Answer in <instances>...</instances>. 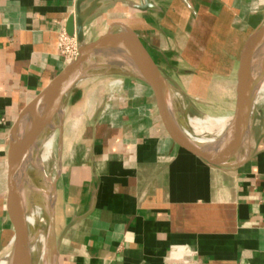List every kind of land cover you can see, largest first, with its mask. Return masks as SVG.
Here are the masks:
<instances>
[{"label": "crops", "instance_id": "1", "mask_svg": "<svg viewBox=\"0 0 264 264\" xmlns=\"http://www.w3.org/2000/svg\"><path fill=\"white\" fill-rule=\"evenodd\" d=\"M76 1L0 0V261L12 236L1 186L8 132L66 65L58 36ZM143 1L122 0L96 14L84 26L86 40L108 22L125 23L188 97L175 92L188 109L208 106L190 96L201 89L230 94L227 113L208 116L226 123L240 52L264 22V0H149L151 8L134 7ZM127 77L119 83L101 77L88 89L78 82L69 93L54 206L55 264H264V91L256 98L251 138L231 157L241 163L220 168L173 144L149 91ZM186 77L189 86L181 81ZM17 212L25 214L21 201Z\"/></svg>", "mask_w": 264, "mask_h": 264}, {"label": "water", "instance_id": "2", "mask_svg": "<svg viewBox=\"0 0 264 264\" xmlns=\"http://www.w3.org/2000/svg\"><path fill=\"white\" fill-rule=\"evenodd\" d=\"M122 0H77L74 14L67 20L66 32L77 42V56L67 63L17 114L8 132V149L5 172L2 178L4 207L12 236L8 242L9 251L5 264H55L57 239L54 227V206L57 181L61 171L63 145V122L65 106L72 88L81 80L112 73L100 72L82 74L86 67H103L124 58L149 91L157 116L163 123L169 138L177 147L187 151L210 166L231 168L241 162L231 157L240 148L241 141L250 135L259 88L264 84V22L248 37L240 52L236 72L234 110L223 129L202 145L189 146L186 140L172 133L167 127L177 119L173 110L175 92L186 100L188 97L172 85L161 73L142 39L125 23L114 20L104 25L95 39L86 40L85 24L96 14ZM144 11L151 8L149 0L134 6ZM114 73V72H113ZM123 74V73H122ZM129 76V75H128ZM174 102V103H173ZM28 120L31 131L30 152L26 154L34 163L28 186L25 216L18 215L16 186L11 179L14 167L24 156L19 139L23 133L22 123ZM179 123V122H178ZM171 124V123H170ZM50 137L51 146L56 138L54 173L46 172L47 160L41 157L42 140ZM251 138H246L248 142ZM249 157L245 156L244 160ZM243 160V161H244ZM50 179L44 192L45 177ZM36 208V209H35ZM42 215L44 221L39 219ZM44 233L39 250L31 251L34 238Z\"/></svg>", "mask_w": 264, "mask_h": 264}, {"label": "bare ground", "instance_id": "3", "mask_svg": "<svg viewBox=\"0 0 264 264\" xmlns=\"http://www.w3.org/2000/svg\"><path fill=\"white\" fill-rule=\"evenodd\" d=\"M81 72L84 75L89 74V73H100V72H107V73L119 72V73H123L129 76H132V77H136V73L133 71V69L130 67V65L126 62L124 58H120V60H118L116 63L105 65L103 67H86L82 69ZM118 81L119 80H114V83H119ZM262 91H264V84L260 86L259 88V92H262ZM225 120L221 119L217 121L216 120L212 121L208 117L206 119H190V120L188 119L184 125L176 122L175 120H172V121L177 127L179 133L187 137L189 141L191 142L192 146H195V145H202L203 143H206L208 140L216 136L215 134L219 133L223 129ZM207 122L208 123L210 122V123L207 124ZM21 126L22 127L25 126L23 128L24 131L21 134V137L19 139V145L22 146L23 148L21 151V155L24 157L14 167L11 179L13 180V183L16 186V190L14 191V193L18 197L17 205L19 204V201H21L23 202L24 208H25L26 199L28 196V186L30 182V175H31V171L34 170V163L32 159L28 158V155L26 158V154H29L30 147H31L30 146L31 131H30L29 121L25 120ZM250 135L247 134V136H245L243 141H241L240 147H242L246 143L245 140L246 138L250 137ZM40 151H41L40 155L44 160L52 159L50 137H47L44 140H42ZM44 183H45L44 192L46 193L48 190V186L50 184V179L47 176L45 177ZM17 211H18V206H17ZM22 215L25 216V218H27L26 214H22ZM39 219L42 222L44 221V218L42 215H39ZM43 240H44V233L41 232L38 236H36V238L33 239L31 246H30L31 251L39 250L40 247L42 246L41 244L43 243ZM0 264H5L4 259L0 261Z\"/></svg>", "mask_w": 264, "mask_h": 264}, {"label": "rangeland", "instance_id": "4", "mask_svg": "<svg viewBox=\"0 0 264 264\" xmlns=\"http://www.w3.org/2000/svg\"><path fill=\"white\" fill-rule=\"evenodd\" d=\"M101 77L108 78L107 80H119V81H125L127 80V75L122 74L119 72H114L112 74L108 75H101V76H92L85 78L81 80L80 84L82 86H87L86 89L89 87H92L96 84V82L102 81L103 79H100ZM181 81L186 85H188V82H190V78L186 77L184 79H181ZM192 81V80H191ZM220 81V80H217ZM114 82V81H113ZM198 82V81H197ZM222 82V81H220ZM90 84V85H88ZM189 86V85H188ZM205 89H201V93H192L191 98H196L198 100H203L209 102L208 106L200 107L203 111H197V110H190L188 103L181 98L180 96H175V104L174 105V116L177 119V121L180 124H185L186 121L189 119H206L208 116L215 117V118H222L227 113V107H229L230 103L227 101L228 97L231 98V95H224V94H205ZM174 103V102H173ZM191 111V112H190ZM225 120V119H224ZM210 136V135H208ZM55 146H56V138L54 137L52 146H51V153H52V159H48L46 163V172L51 173V177L54 173V158H55ZM53 165V166H52ZM52 168V169H51ZM36 264H39L37 261Z\"/></svg>", "mask_w": 264, "mask_h": 264}, {"label": "built area", "instance_id": "5", "mask_svg": "<svg viewBox=\"0 0 264 264\" xmlns=\"http://www.w3.org/2000/svg\"><path fill=\"white\" fill-rule=\"evenodd\" d=\"M57 46L66 64L76 58L78 54L76 39L68 35L65 30L59 33Z\"/></svg>", "mask_w": 264, "mask_h": 264}]
</instances>
